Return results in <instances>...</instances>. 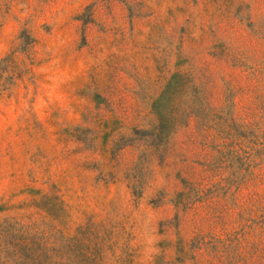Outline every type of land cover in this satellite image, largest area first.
<instances>
[{
  "label": "rangeland",
  "instance_id": "1",
  "mask_svg": "<svg viewBox=\"0 0 264 264\" xmlns=\"http://www.w3.org/2000/svg\"><path fill=\"white\" fill-rule=\"evenodd\" d=\"M4 218L0 264H264V0H0Z\"/></svg>",
  "mask_w": 264,
  "mask_h": 264
},
{
  "label": "trees",
  "instance_id": "2",
  "mask_svg": "<svg viewBox=\"0 0 264 264\" xmlns=\"http://www.w3.org/2000/svg\"><path fill=\"white\" fill-rule=\"evenodd\" d=\"M15 226H17V222H10L6 218L0 221V231L3 234V237L7 238V241L4 242L5 247L7 249L20 251L21 246L23 245L19 241V235H17V232H11L13 229H16Z\"/></svg>",
  "mask_w": 264,
  "mask_h": 264
}]
</instances>
